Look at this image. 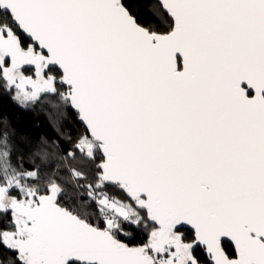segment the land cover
<instances>
[{
    "label": "snow or ice",
    "instance_id": "6c2138e0",
    "mask_svg": "<svg viewBox=\"0 0 264 264\" xmlns=\"http://www.w3.org/2000/svg\"><path fill=\"white\" fill-rule=\"evenodd\" d=\"M143 2L0 0V91L82 126H0V264H264V0Z\"/></svg>",
    "mask_w": 264,
    "mask_h": 264
},
{
    "label": "trees",
    "instance_id": "16d2710c",
    "mask_svg": "<svg viewBox=\"0 0 264 264\" xmlns=\"http://www.w3.org/2000/svg\"><path fill=\"white\" fill-rule=\"evenodd\" d=\"M128 2L131 10L136 14L147 15V5L143 0H128ZM56 103L58 102L54 99L46 100L25 109L10 99L7 93L0 91V126L13 133V139L25 153L35 146L40 138L43 137L51 142L58 139L61 134L71 137L70 140L61 141V148H66L80 134L82 126L71 110L64 111L62 108L54 107ZM37 163L40 161L37 160ZM69 189L72 194V189Z\"/></svg>",
    "mask_w": 264,
    "mask_h": 264
},
{
    "label": "rangeland",
    "instance_id": "374dc122",
    "mask_svg": "<svg viewBox=\"0 0 264 264\" xmlns=\"http://www.w3.org/2000/svg\"><path fill=\"white\" fill-rule=\"evenodd\" d=\"M70 190V189H69Z\"/></svg>",
    "mask_w": 264,
    "mask_h": 264
}]
</instances>
